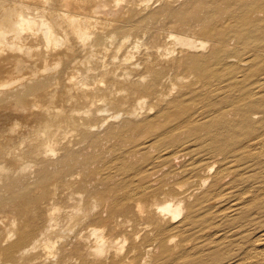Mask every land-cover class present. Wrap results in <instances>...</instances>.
<instances>
[{"label":"bare ground","instance_id":"obj_1","mask_svg":"<svg viewBox=\"0 0 264 264\" xmlns=\"http://www.w3.org/2000/svg\"><path fill=\"white\" fill-rule=\"evenodd\" d=\"M0 264H264V0H0Z\"/></svg>","mask_w":264,"mask_h":264}]
</instances>
